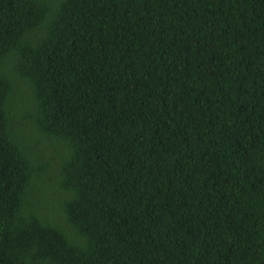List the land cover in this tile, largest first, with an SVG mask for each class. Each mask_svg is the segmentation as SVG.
Masks as SVG:
<instances>
[{"label": "trees", "instance_id": "1", "mask_svg": "<svg viewBox=\"0 0 264 264\" xmlns=\"http://www.w3.org/2000/svg\"><path fill=\"white\" fill-rule=\"evenodd\" d=\"M0 264H264V0H0Z\"/></svg>", "mask_w": 264, "mask_h": 264}, {"label": "rangeland", "instance_id": "2", "mask_svg": "<svg viewBox=\"0 0 264 264\" xmlns=\"http://www.w3.org/2000/svg\"><path fill=\"white\" fill-rule=\"evenodd\" d=\"M23 93H24V97H23V98H25V95H26V94H25V90H22L21 87L18 86V87H17L16 95H15V100H16V101H19V99L22 97Z\"/></svg>", "mask_w": 264, "mask_h": 264}]
</instances>
